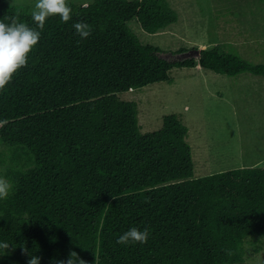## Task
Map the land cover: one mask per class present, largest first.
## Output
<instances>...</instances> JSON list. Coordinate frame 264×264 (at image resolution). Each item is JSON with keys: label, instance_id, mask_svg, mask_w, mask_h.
Here are the masks:
<instances>
[{"label": "trees", "instance_id": "obj_1", "mask_svg": "<svg viewBox=\"0 0 264 264\" xmlns=\"http://www.w3.org/2000/svg\"><path fill=\"white\" fill-rule=\"evenodd\" d=\"M71 19L46 20L37 45L0 90L1 174L12 185L0 200V264L66 260L85 264H248L249 236H264V166L194 176L188 126L176 113L142 132L135 100L119 93L173 81V67L264 76L224 44L198 57L170 60L128 26L148 32L177 21L169 0H68ZM26 5L0 0L8 17L35 28ZM76 22L91 26L82 39ZM226 47V48H225ZM180 50H187L180 48ZM113 197H116L114 199ZM147 228L144 244L116 243L130 228Z\"/></svg>", "mask_w": 264, "mask_h": 264}, {"label": "rangeland", "instance_id": "obj_2", "mask_svg": "<svg viewBox=\"0 0 264 264\" xmlns=\"http://www.w3.org/2000/svg\"><path fill=\"white\" fill-rule=\"evenodd\" d=\"M33 10L35 0H8ZM87 4L93 0H73ZM178 19L156 32L137 18L128 26L145 44L158 45L170 59L198 57L192 49L224 44L251 62H264V0H169ZM185 48L187 50H180ZM182 54L184 57H182ZM189 55V56H188ZM173 81H158L119 93L135 100L142 132L161 128L176 113L188 126L194 176L235 167L264 166V76L248 71L229 75L200 64L175 66ZM0 142V153L7 152ZM1 157V156H0ZM4 165L0 163V177ZM248 264H264V236L246 241Z\"/></svg>", "mask_w": 264, "mask_h": 264}, {"label": "clouds", "instance_id": "obj_3", "mask_svg": "<svg viewBox=\"0 0 264 264\" xmlns=\"http://www.w3.org/2000/svg\"><path fill=\"white\" fill-rule=\"evenodd\" d=\"M59 16L60 20L67 23L72 16V9L68 5V0H35L34 8L31 12V19L35 28L29 27L25 23L18 22L16 16L8 17L11 23L0 22V90L12 81L13 76L27 66L28 56L37 45L48 18ZM75 32L86 39L91 35L92 28L84 22L73 24ZM12 185L3 177H0V200H6L10 194ZM116 199V197H113ZM149 237V230L144 228L139 230L136 227L118 237L116 243L122 246L129 244H144ZM12 248L8 243H0V249L9 251ZM23 254L29 256L27 264H40L41 257L29 255L26 249ZM2 256V255H0ZM55 264H85L75 251H70L66 260L56 261Z\"/></svg>", "mask_w": 264, "mask_h": 264}, {"label": "water", "instance_id": "obj_4", "mask_svg": "<svg viewBox=\"0 0 264 264\" xmlns=\"http://www.w3.org/2000/svg\"><path fill=\"white\" fill-rule=\"evenodd\" d=\"M197 53V56H199V54H200V49H198V48H195V49H192V53ZM189 56V55H188ZM182 57H184L183 56V54H182Z\"/></svg>", "mask_w": 264, "mask_h": 264}, {"label": "crops", "instance_id": "obj_5", "mask_svg": "<svg viewBox=\"0 0 264 264\" xmlns=\"http://www.w3.org/2000/svg\"><path fill=\"white\" fill-rule=\"evenodd\" d=\"M260 162H264V159H261Z\"/></svg>", "mask_w": 264, "mask_h": 264}]
</instances>
